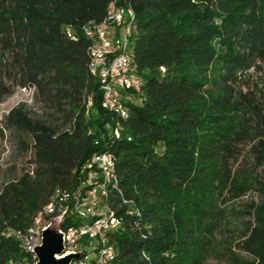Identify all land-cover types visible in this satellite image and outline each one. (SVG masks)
<instances>
[{
  "label": "trees",
  "instance_id": "16d2710c",
  "mask_svg": "<svg viewBox=\"0 0 264 264\" xmlns=\"http://www.w3.org/2000/svg\"><path fill=\"white\" fill-rule=\"evenodd\" d=\"M112 1L0 0V47L15 81L0 77V103L16 86L35 88L68 125L26 105L5 118L32 140L36 167L0 190V264H37L8 232L27 234L57 189L75 191L96 153L112 154L118 174L109 204L123 230L109 235V264H203L218 196L240 198L255 186L260 204L241 250L252 258L245 264H264V182H242L230 166L249 141L264 167V0H130L131 54L144 85L126 102V118L103 108L83 34ZM78 224L70 211L64 229Z\"/></svg>",
  "mask_w": 264,
  "mask_h": 264
},
{
  "label": "built area",
  "instance_id": "2783aa9c",
  "mask_svg": "<svg viewBox=\"0 0 264 264\" xmlns=\"http://www.w3.org/2000/svg\"><path fill=\"white\" fill-rule=\"evenodd\" d=\"M134 20L135 11L130 0H113L102 22H90L83 28L90 43L89 72L100 83L102 106L121 118L128 115L126 102L132 100L134 93L140 94L144 85L131 54ZM65 31L76 40L71 27L66 26ZM116 135H120L119 130ZM80 174L78 188L75 191L57 189L27 234L8 232V236L20 239L23 248L35 259L34 251L41 245L43 231L51 219L67 212L66 222L71 211L79 224L63 228L66 252L84 254L73 264H90L92 258H97L98 264H109L113 260L114 247L109 243V235L123 230V221L109 204L111 192L117 188L116 161L110 153H96L83 163ZM126 203L132 206L130 202ZM137 212L133 209L129 214Z\"/></svg>",
  "mask_w": 264,
  "mask_h": 264
},
{
  "label": "rangeland",
  "instance_id": "374dc122",
  "mask_svg": "<svg viewBox=\"0 0 264 264\" xmlns=\"http://www.w3.org/2000/svg\"><path fill=\"white\" fill-rule=\"evenodd\" d=\"M10 61V55L0 47V77H4L8 84H13L14 71L9 69ZM262 76L264 81V70ZM18 80L19 78L16 81ZM242 88L244 92L248 91L247 87ZM259 88L264 90V84H259ZM19 105H26L39 119H45L61 129L68 127L54 108L38 99L35 88L16 86L13 94L0 103V190L25 170L36 167L32 140L8 128L4 123L9 112ZM21 141L25 142L28 148L21 144ZM252 146L253 143L249 141L238 145L230 166L242 182H264V167L258 168L256 165ZM257 187L240 198H234V194L229 190L218 196L213 215L204 226L208 252L203 264H233L232 254L244 261L242 264L252 261V258L241 250V244L249 227L254 224V208L260 204Z\"/></svg>",
  "mask_w": 264,
  "mask_h": 264
},
{
  "label": "water",
  "instance_id": "95a60500",
  "mask_svg": "<svg viewBox=\"0 0 264 264\" xmlns=\"http://www.w3.org/2000/svg\"><path fill=\"white\" fill-rule=\"evenodd\" d=\"M67 212L52 218L50 225L43 231L42 242L34 254L37 264H73L82 259V252H66L63 228Z\"/></svg>",
  "mask_w": 264,
  "mask_h": 264
}]
</instances>
